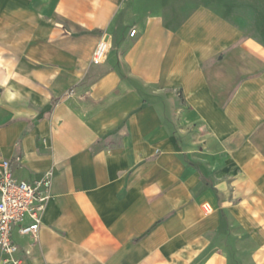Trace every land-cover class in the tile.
<instances>
[{
    "label": "crops",
    "instance_id": "obj_1",
    "mask_svg": "<svg viewBox=\"0 0 264 264\" xmlns=\"http://www.w3.org/2000/svg\"><path fill=\"white\" fill-rule=\"evenodd\" d=\"M2 159L19 264H264V0H0Z\"/></svg>",
    "mask_w": 264,
    "mask_h": 264
},
{
    "label": "built area",
    "instance_id": "obj_2",
    "mask_svg": "<svg viewBox=\"0 0 264 264\" xmlns=\"http://www.w3.org/2000/svg\"><path fill=\"white\" fill-rule=\"evenodd\" d=\"M131 30L130 34H134ZM109 52L107 40L101 37L96 43L91 58L102 61ZM50 171L32 182L16 178L8 159L0 160V262L19 264L18 245L12 240L11 231L18 227L22 234H36L43 209L49 198ZM27 217L28 222H25Z\"/></svg>",
    "mask_w": 264,
    "mask_h": 264
},
{
    "label": "rangeland",
    "instance_id": "obj_3",
    "mask_svg": "<svg viewBox=\"0 0 264 264\" xmlns=\"http://www.w3.org/2000/svg\"><path fill=\"white\" fill-rule=\"evenodd\" d=\"M210 1H216V0H210Z\"/></svg>",
    "mask_w": 264,
    "mask_h": 264
}]
</instances>
